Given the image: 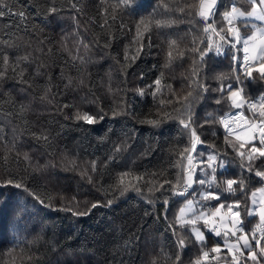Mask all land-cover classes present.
Returning <instances> with one entry per match:
<instances>
[{"label": "trees", "instance_id": "obj_1", "mask_svg": "<svg viewBox=\"0 0 264 264\" xmlns=\"http://www.w3.org/2000/svg\"><path fill=\"white\" fill-rule=\"evenodd\" d=\"M139 2L141 7L135 15L122 14L121 18L115 22H112L109 16L111 28L107 26L101 28L99 25L103 23L104 17L100 15V10L107 8L111 13L109 0H106L104 4L101 0H78L80 12L72 7L70 0H55L57 11L50 16L47 10L51 0H10L13 12L24 11L27 19L24 23H20V18L16 15L0 17V41H8L10 45L0 43V51L7 52L11 60L29 55L30 63L23 65L27 70L24 79L32 86L17 83L16 79L11 78L12 73L9 70V78L0 81V90L11 93L17 101L29 103L31 110L26 113V116L30 131H48L53 143L52 147L46 150L42 146L43 141L37 142L31 135H24L19 145L21 154L17 156L16 153H11L7 164L2 159L4 150L0 149V181L9 177L23 179L29 188L34 189L41 197L53 196L52 203L57 207H60L62 195L65 197V203H71V206L75 208L76 203L72 201V197L75 196L80 202L79 210L81 211L85 207H90L96 200L105 203L113 195H118V193H111L108 186L116 182L119 172L128 169H133L136 173L147 172L146 180L155 172L156 180L175 181L178 169L172 165L179 157L173 155V151L182 150V148L176 149L175 145L187 144L188 136L181 135L182 129L175 120L163 124L159 129L140 123L145 118L157 115L160 105L158 100L153 101L150 94L141 98L136 94V89H147L160 72H164V83L170 84L177 95H185L187 89L184 86L188 83L185 76L190 71L192 53L186 51L183 59H177L170 68H164L168 45L165 37L158 34L160 30L153 28L151 32L153 47L146 50L134 64L127 68V77L122 75L121 65L126 63L124 60L126 47L133 54L135 53L136 45H133L132 41L136 35V21L141 16H147L157 6V0H139ZM165 2L176 5L181 4L182 0H165ZM186 2L192 3L193 0H186ZM227 2L228 0H224V3ZM170 15L179 18L181 13L173 10ZM73 17L78 19L81 25L79 29ZM120 19L126 25L123 29L120 28ZM188 19L185 17L184 22H177L162 30L163 33L182 41L180 47L185 50L191 47L194 32L193 25L188 22ZM199 23L203 25V21ZM77 32L79 36H74L73 33ZM110 35H113L115 39L111 41L110 48H104L103 45ZM64 36L68 37L67 43L70 49H74L77 39H83L89 43L90 51L87 55L91 58V62L86 67L79 65L78 62L77 67L72 66L67 52L61 48V38ZM97 40L99 46L95 44ZM80 54L85 55L83 48L80 49ZM66 61L68 63H65ZM210 63L212 70H206L209 77L206 82L210 88H215L218 87L215 78L218 74L231 73V61L224 57H213ZM0 70H3L2 60H0ZM141 74L143 79L140 78ZM69 77L73 79V84L65 88L64 85ZM81 79L84 80L83 85L80 84ZM49 84L52 85V92L57 94L54 99L60 105L67 103L91 112L97 111L100 106L107 111L114 106V101H119L123 96L128 103L132 104L135 118L118 116L113 119L110 114V117H106L95 125H86L82 121H66L63 119V114L57 111L56 104L40 99ZM109 84H111L112 93L108 91ZM251 87L253 90L264 89V82L258 81ZM117 88L126 91L116 93ZM21 89H26V92H22ZM147 91L150 93L151 89ZM216 95L218 93L210 91L206 99L195 104L194 111L197 113L198 124L203 121L207 112L221 107L212 99ZM164 98L173 100L172 105H166L169 110L179 107L182 103V101L178 102L167 88L164 89ZM5 107L8 111L13 110L7 105ZM75 107L64 109L63 112H70L67 114L73 116ZM224 107L227 108L226 105ZM8 119H13L15 124H20V121L18 118L0 116V124L4 125V130L10 138L12 124L7 123ZM213 129L217 131L215 137L211 134ZM133 130L135 139L131 141V147L117 154L119 159L104 168V162L114 151V145L123 143L126 138L125 133L131 136ZM197 131L206 141L205 145L198 146L199 151H210L208 145L212 143H215L220 150L225 149L224 130L219 125H205L204 128L198 127ZM149 144L154 151L150 155L142 156L141 153ZM49 151L54 152V155H48ZM227 151L230 153V158L235 157L231 148ZM24 152L32 158L33 165L47 163L49 166L42 171H34L24 161ZM73 159L77 162L75 170L70 163ZM92 160H97L99 163L94 182L90 184L86 177H81L80 171L88 167L90 172ZM236 160V166H229L230 173L238 174L240 171L239 158ZM52 163L55 167L51 166ZM161 171H165L168 175L161 176ZM245 175L249 174L245 173ZM253 179L258 181V178L253 177ZM141 186L146 195L147 189L153 187L146 182ZM155 187H159V184L157 183ZM168 187L170 185H165V188ZM0 191L4 193V197L0 198V264H150L153 254H159L162 249L175 252L174 238L164 220L162 199L153 209L152 205L145 203L133 190L120 196L111 207H98L90 215L76 217L70 212L45 208L21 190L8 187ZM160 195V192H155L156 197ZM167 195L170 196L171 193ZM4 199L7 203H3ZM179 199L172 203L168 212L169 219H173L178 211ZM25 202H27V213L20 211L17 207L24 205ZM146 210L152 214L146 216ZM257 219L251 218L252 223L247 227L251 229ZM133 234L140 239L134 242L130 250H127L124 248V241ZM209 236L210 248L211 241H217L218 238L211 234ZM218 242L223 243L222 240ZM11 248H16L17 253L21 249L30 252L32 260H22L18 255L14 260L13 256L7 255ZM198 253L199 247L189 244L182 253L183 264H192ZM228 259L230 260L231 257L229 256ZM158 264H163L162 258ZM249 264L252 262L249 261Z\"/></svg>", "mask_w": 264, "mask_h": 264}, {"label": "snow or ice", "instance_id": "obj_2", "mask_svg": "<svg viewBox=\"0 0 264 264\" xmlns=\"http://www.w3.org/2000/svg\"><path fill=\"white\" fill-rule=\"evenodd\" d=\"M70 2L77 12L81 11L78 0H70ZM105 2L106 0H101L102 4ZM109 2L111 13L107 8L100 10V15L104 17L103 23L99 25L101 28L106 26L111 28L109 16L111 21L115 22L121 18L122 14L135 15L141 7L139 0H109ZM173 10H178L181 16L176 18L170 15ZM56 11L55 0H51L48 15ZM5 15L18 16L20 23H24L27 19L24 11L13 12L10 0H0V17ZM185 17L189 18L188 22L194 28L191 47L186 50L180 47L182 41L162 32L163 29L177 22H184ZM73 19L77 21V29H79L81 25L78 19L76 17ZM199 21H203L202 26ZM93 23H95L94 18ZM124 27L126 25L120 19V28ZM153 28L160 30L158 34L165 37L168 45L164 68H170L177 59H183L186 51L192 53L190 71L185 76L188 81L184 86L187 89L185 95H177L170 84L164 83V72H160L153 83L147 86V89H151L150 93L146 88L136 89L141 98L150 94L153 101L158 100L160 105L157 115L145 118L140 123H146L152 128L159 129L163 124L175 120L182 129L181 135L188 136L187 144L177 143L175 145L176 149L182 148V150L173 151V155L179 157L172 165L178 169L175 181L156 180L154 179L157 176L155 172L146 180L147 172L136 173L133 169H128L119 172L116 182L108 186L111 193H118V195H113L105 203L96 200L82 211L79 210V201L75 196L72 197V201L76 203L75 208L71 206V203L66 204L65 197L62 195L60 207H57L52 203L53 196L41 197L34 189H30L23 179L17 180L15 177L4 179L0 181V189L11 187L21 190L45 208L70 212L76 217L90 215L98 207H111L120 196L134 190L139 194L140 199L152 205L153 209L162 199L166 227L171 231L175 241V252L162 249L159 254H153L150 264H158L161 258L163 264H183L182 253L189 244L199 247V253L192 264H213V262L215 264H249V261L252 264H264V89L253 90L251 87L258 81L264 82V0H228L227 3H224V0H193L192 3L182 0L181 4L176 5L167 3L165 0H157L156 8L136 21V35L132 41V44L136 45L135 53L133 54L126 47L124 53L126 63L121 65L122 75L125 77H127V68L134 64L146 50L153 47L151 37ZM73 35L79 36V33H73ZM114 39L115 37L110 35L103 47L110 48L111 41ZM67 41V36L61 38V48L67 52L72 66L77 67L78 62L79 65L86 67L91 62V58L87 55L90 51L89 43L83 39H77L74 49H70ZM0 43L10 46L8 41H0ZM95 44L99 46V41L97 40ZM81 48L84 49L85 55L80 54ZM213 57L230 59L231 73L218 74L215 77L218 87L210 88L206 82L209 78L206 70H212L210 62ZM0 60H2L3 68L0 70V81L9 78L10 70L11 78L16 79L17 83L32 86L24 79L27 70L23 65L30 63L28 54L11 60L7 52L0 51ZM39 74L37 70V75ZM140 78L143 79L142 74ZM72 84L73 79L69 77L64 87L69 88ZM80 84H84L83 79L80 80ZM165 88L172 92L178 102L182 101L179 107H173L171 110L166 107V105H172L173 100L164 98ZM21 91L26 92V89H21ZM108 91L110 93L113 91L111 84H109ZM125 91L121 88L116 89V93ZM210 91L218 93L212 99L216 105L221 107L207 112L203 121L198 124L197 113L194 111L195 104L206 99ZM55 95L57 94L52 92V85L49 84L40 99L56 104L57 111L63 114L65 120L82 121L86 125H95L103 121L109 112L113 119L118 116L135 118L132 104L128 103L123 96L119 101H114V106L108 111L100 106L97 111L91 112L67 103L60 105L54 99ZM92 102L95 103V101ZM6 105L13 110L8 111ZM69 107H75L73 116L63 112ZM30 110L29 103L17 101L11 93L0 90V116L18 118L20 121V124H15L13 119L7 120L8 124H12L10 138L4 130V125L0 124V149L4 150L2 159L5 164L9 161L11 153L14 152L17 156L21 154L19 145L24 135H31L37 142L43 141L42 146L46 150L52 147V138L46 131H30L26 116ZM205 125H219L223 128L224 150L218 149L215 143L208 145L210 149L208 152L198 150V146L205 145L206 141L201 138L197 128H204ZM211 134L215 137L217 131L213 129ZM125 137L123 143L114 145V151L104 162V168L119 159L117 154L131 147V141L135 139V131L133 130L131 136L125 133ZM228 148H231L232 153L235 154L234 158H230ZM152 151L154 149L149 144L141 155H150ZM48 155H54V152L49 151ZM236 158H239L240 171L238 174L230 173L229 166L237 165ZM23 159L34 171L39 172L49 166L47 163L33 165L32 158L27 152L23 153ZM70 163L72 169L75 170L76 160L73 159ZM98 163L97 160H92L90 161V172L88 167L80 171L81 177H86L90 184L94 182V177L98 172ZM51 166L55 167V164L52 163ZM160 175L167 176L168 174L161 171ZM253 177L258 178V181H255ZM145 182L153 185L147 189V195L141 186ZM157 183L159 187H155ZM165 185H170V187L165 188ZM155 192H160V197H156ZM169 192L170 196L167 195ZM3 197V191H0V198ZM177 198H180V207L174 218L169 219L168 212ZM3 203H7V200L4 199ZM17 207L20 211L27 212V202ZM151 214L145 211L146 216ZM253 217L258 219L249 229L247 225L252 223L251 218ZM209 234L218 238L217 241H211L210 248ZM139 239V236L133 234L124 241V248L130 250L134 242ZM221 240L222 244L218 242ZM7 255L13 256L14 260L17 255L22 260H32L30 252L24 249L17 253L16 248H11Z\"/></svg>", "mask_w": 264, "mask_h": 264}, {"label": "bare ground", "instance_id": "obj_3", "mask_svg": "<svg viewBox=\"0 0 264 264\" xmlns=\"http://www.w3.org/2000/svg\"><path fill=\"white\" fill-rule=\"evenodd\" d=\"M48 11V10H47ZM46 14V13H45ZM40 16V15H39ZM123 46V45H122ZM123 49V48H122ZM120 50H121V47H120ZM121 52V51H120ZM137 94V93H136ZM138 95V94H137ZM38 100V99H37ZM111 107H113V106H111ZM82 108V107H81ZM106 110V109H105ZM70 111V110H69ZM74 110H72V112H73ZM108 111V110H107ZM68 113V112H67ZM70 113V112H69ZM68 113V114H69ZM71 114H73V113H71ZM109 115H110V112H109ZM108 115V116H109ZM107 116V117H108ZM111 116V115H110ZM109 116V117H110ZM61 118V117H60ZM59 118H57V120H58ZM64 119V118H63ZM112 119V118H111ZM67 121V120H66ZM69 121V120H68ZM67 124V123H66ZM36 127V126H35ZM38 128H39V126H38ZM37 129V128H36ZM41 129V128H40ZM33 130V129H32ZM40 131V130H39ZM37 132V131H36ZM48 132V131H47ZM34 141V140H33ZM31 150V149H30ZM33 152V151H32ZM61 161V160H60ZM160 167V166H159ZM76 173V172H75ZM63 180H65L64 178H63ZM81 193V192H80ZM87 194V193H86ZM72 195V194H71ZM81 195V194H80ZM74 196V195H73ZM83 196V195H82ZM72 197V196H71ZM28 198V197H27ZM71 199V198H70ZM82 201H84V199L82 200ZM17 204V203H16ZM74 204V203H73ZM79 204H80V202H79ZM81 205H82V203H81ZM16 206V205H15ZM80 206V205H79ZM8 208V207H7ZM18 213V212H17ZM22 213V212H21ZM27 213V212H26ZM93 213V212H92ZM22 214H24V213H22ZM26 215V214H25ZM95 215V214H94ZM23 216V215H22ZM19 217V216H18ZM13 218V217H12ZM14 219V218H13ZM90 221V220H89Z\"/></svg>", "mask_w": 264, "mask_h": 264}]
</instances>
